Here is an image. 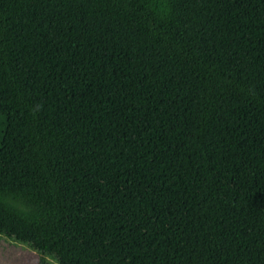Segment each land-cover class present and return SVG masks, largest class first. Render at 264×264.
<instances>
[{"label": "trees", "instance_id": "1", "mask_svg": "<svg viewBox=\"0 0 264 264\" xmlns=\"http://www.w3.org/2000/svg\"><path fill=\"white\" fill-rule=\"evenodd\" d=\"M0 0V236L59 264H264V0ZM155 4V7H152Z\"/></svg>", "mask_w": 264, "mask_h": 264}, {"label": "snow or ice", "instance_id": "2", "mask_svg": "<svg viewBox=\"0 0 264 264\" xmlns=\"http://www.w3.org/2000/svg\"><path fill=\"white\" fill-rule=\"evenodd\" d=\"M145 3H152V0H141L140 7H143ZM159 3V10L164 11L166 8L170 7L172 0H157ZM155 4H152V7H155ZM13 202L22 203L28 208H30L34 213L42 217L44 205L42 203H36L28 199L20 189L10 184L7 181L0 180V225H3L5 216L4 208L10 206ZM28 264H42V261L39 257H36L33 260L28 261ZM99 264V262H97Z\"/></svg>", "mask_w": 264, "mask_h": 264}, {"label": "rangeland", "instance_id": "3", "mask_svg": "<svg viewBox=\"0 0 264 264\" xmlns=\"http://www.w3.org/2000/svg\"><path fill=\"white\" fill-rule=\"evenodd\" d=\"M40 258L39 252L26 244L0 236V264H28V261ZM48 264H59L52 257L46 259Z\"/></svg>", "mask_w": 264, "mask_h": 264}]
</instances>
